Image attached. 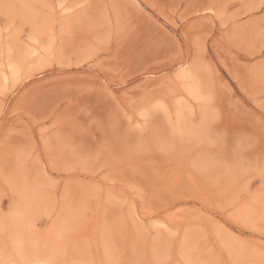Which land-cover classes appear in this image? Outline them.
<instances>
[{
    "label": "rangeland",
    "instance_id": "374dc122",
    "mask_svg": "<svg viewBox=\"0 0 264 264\" xmlns=\"http://www.w3.org/2000/svg\"><path fill=\"white\" fill-rule=\"evenodd\" d=\"M105 258L264 264V0H0V264Z\"/></svg>",
    "mask_w": 264,
    "mask_h": 264
},
{
    "label": "bare ground",
    "instance_id": "6f19581e",
    "mask_svg": "<svg viewBox=\"0 0 264 264\" xmlns=\"http://www.w3.org/2000/svg\"><path fill=\"white\" fill-rule=\"evenodd\" d=\"M37 51V50H36ZM36 55V54H35ZM38 55V54H37ZM25 61H26V59H25ZM10 63V62H9ZM13 63V62H12ZM11 65V64H10ZM13 65V64H12ZM15 66V65H14ZM9 67V66H8ZM13 67V66H12ZM187 67V66H186ZM186 67H184L185 69H186ZM11 68V67H10ZM16 68V67H15ZM188 68V67H187ZM9 69V68H8ZM7 69V70H8ZM17 69V68H16ZM187 70V69H186ZM10 71V70H9ZM17 71L14 69L13 70V73H16ZM190 72V71H189ZM185 73V72H184ZM9 74V73H8ZM181 74V73H180ZM187 74V73H186ZM191 74V73H190ZM179 75V74H178ZM9 76V75H8ZM11 76V75H10ZM182 77H183V75H182ZM181 77V78H182ZM178 80H179V78H178ZM182 84H184V83H182ZM181 84V85H182ZM184 86V85H183ZM190 86V85H189ZM178 87H180V86H178ZM200 87V86H199ZM169 88V87H168ZM185 88V87H184ZM176 90H177V88H176ZM192 90V89H191ZM183 91H186V90H183ZM201 92V91H200ZM203 92V91H202ZM193 94H195L194 92H192ZM165 94V93H164ZM188 95H189V93H187ZM192 94V95H193ZM170 95H171V93H170ZM196 95V94H195ZM203 95V94H202ZM189 97H190V95H189ZM192 97V96H191ZM191 99V98H190ZM201 99V98H200ZM180 100H182V99H178V101H180ZM184 100H186V99H184ZM204 100V99H203ZM178 101H177V103H178ZM181 102V101H180ZM186 102V101H185ZM159 103V102H158ZM163 103V102H162ZM162 103H160V104H162ZM160 104H159V106H160ZM163 105V104H162ZM152 106V105H151ZM164 106V105H163ZM162 106V107H163ZM178 106V105H177ZM189 106V105H188ZM153 108H155V107H153ZM152 108V109H153ZM159 108V107H158ZM146 109V108H145ZM169 110V109H168ZM176 111H178V109L176 110ZM163 112V111H162ZM182 112V111H181ZM145 114V113H144ZM148 114V113H147ZM152 115V114H151ZM176 116V115H175ZM179 117V116H178ZM173 118V117H172ZM144 122V121H143ZM176 123V122H175ZM170 124H171V122H170ZM178 125V124H177ZM186 125V124H185ZM173 126V125H172ZM183 126V125H182ZM187 126V125H186ZM180 130H182V129H180ZM179 131V130H178ZM175 132V131H174ZM176 135V134H175ZM164 163V162H163ZM161 165V164H160ZM159 165V166H160ZM177 167V166H176ZM158 168V167H157ZM160 168H161V166H160ZM167 168V167H166ZM168 169V168H167ZM158 171H159V169H158ZM177 171V170H176ZM168 172V171H167ZM166 172V173H167ZM179 173V172H178ZM177 175H179V174H177ZM181 175V174H180ZM159 176H160V174H159ZM168 176H170V175H168ZM176 178H177V176H176ZM190 178H191V176H190ZM194 178V177H193ZM192 178V179H193ZM197 178V177H196ZM163 180H165V179H163ZM172 180V179H171ZM190 180V179H189ZM195 180V179H194ZM174 181V180H173ZM193 181V180H192ZM154 182V181H153ZM163 184V183H162ZM165 184V183H164ZM167 184V183H166ZM194 184V183H193ZM179 185V184H178ZM177 185V186H178ZM162 186V185H161ZM195 186V185H194ZM179 187V186H178ZM147 188V187H146ZM163 188V187H162ZM170 188V187H169ZM172 188V187H171ZM198 188V187H197ZM202 188V187H201ZM149 189V188H148ZM176 189H177V187H176ZM175 189V190H176ZM192 189V188H191ZM190 190V189H189ZM196 190V189H195ZM147 191V190H146ZM149 192V191H148ZM164 192H165V190H164ZM170 192V191H169ZM176 193H177V191H175ZM209 192V191H208ZM159 193V192H158ZM154 194V193H153ZM155 195V194H154ZM165 195V194H164ZM209 195V194H208ZM167 197V196H166ZM177 197V196H176ZM248 205V204H247ZM144 207V206H143ZM145 208V207H144ZM162 208V207H161ZM146 209V208H145ZM184 209V208H183ZM24 210V209H23ZM144 210V209H143ZM21 211V210H20ZM161 212V211H160ZM171 212V211H170ZM97 213V212H96ZM95 213V214H96ZM150 213V212H149ZM158 213V212H157ZM140 214V213H139ZM145 214V213H144ZM146 214H148V213H146ZM165 214H167V213H165ZM174 214V213H173ZM247 214V213H246ZM142 215V214H141ZM151 215H152V213H151ZM151 215H149L150 217H151ZM249 215H250V213H249ZM163 216V215H162ZM185 216V215H184ZM19 217V216H18ZM99 217V216H98ZM169 217V216H168ZM144 218V217H143ZM152 218V217H151ZM155 218V217H154ZM182 218H184V217H182ZM190 218V217H189ZM144 219H147V218H144ZM157 219V218H156ZM185 219V218H184ZM99 221V220H98ZM167 221H169V220H167ZM166 221V222H167ZM170 223V222H169ZM180 223V222H179ZM187 223V222H186ZM71 224V223H70ZM162 224V223H161ZM184 224V223H183ZM23 225V224H22ZM165 225H167V224H165ZM170 226V225H169ZM80 227V226H79ZM179 227V226H178ZM182 227V226H181ZM163 228V227H162ZM166 228H167V226H166ZM168 229V228H167ZM180 229H183V228H180ZM60 230V229H59ZM79 230V229H78ZM75 231V230H74ZM22 234V233H21ZM76 235H77V233H75ZM82 234V233H81ZM26 235V234H25ZM37 236H38V234H36ZM56 235V234H55ZM61 235V234H60ZM20 236V235H19ZM28 236V235H27ZM31 236V235H30ZM58 236V235H57ZM56 236V237H57ZM75 236V235H74ZM36 237V236H35ZM55 237V238H56ZM133 237V236H132ZM59 238V237H58ZM134 238V237H133ZM18 239V238H17ZM178 239V238H177ZM20 240V239H19ZM39 241H40V239H38ZM71 240V239H70ZM14 241H15V239H14ZM24 241V240H23ZM47 241V240H46ZM56 241V240H55ZM80 241V240H79ZM21 242V241H20ZM26 242V241H25ZM38 242V241H37ZM177 241H175V243H176ZM182 242H183V240H182ZM181 242V243H182ZM262 242V241H261ZM260 242V243H261ZM47 243V242H46ZM58 243V242H57ZM22 244V243H21ZM52 244V243H51ZM54 244V243H53ZM56 244V243H55ZM71 244V243H70ZM83 244V243H82ZM96 244V243H95ZM178 244V243H177ZM46 245V244H45ZM57 245V244H56ZM68 245V244H67ZM24 246H28V245H26V243H25V245ZM51 246H53V245H51ZM16 247V246H15ZM14 247V248H15ZM45 247V246H44ZM49 247V246H48ZM57 247V246H56ZM18 248H20V247H18ZM67 248V247H66ZM100 248H101V246H100ZM25 249V248H24ZM35 249H36V247H35ZM61 249H63V245H62V248ZM75 249V248H74ZM14 250V249H13ZM28 250V249H27ZM43 250V249H42ZM20 251V250H19ZM30 251V250H29ZM50 251V250H49ZM68 251V250H67ZM39 252V251H38ZM43 252V251H42ZM46 252V251H45ZM48 252V251H47ZM51 252V251H50ZM86 252V251H85ZM182 251H180V253H181ZM19 253V252H18ZM23 253V252H22ZM66 253V252H65ZM15 254H16V252H15ZM14 254V255H15ZM31 254V253H30ZM39 254V253H38ZM46 254V253H45ZM59 254V253H58ZM58 254H57V256H58ZM67 254V253H66ZM182 254V253H181ZM50 255V257H51V254H49ZM61 255V254H60ZM85 255V254H84ZM178 255V254H177ZM43 256V255H42ZM52 256H53V254H52ZM66 256V255H65ZM95 256V255H94ZM13 257V256H12ZM40 257H41V254H40ZM47 257L48 256H46V259H47ZM13 258H15V257H13ZM28 258V257H27ZM26 258V259H27ZM32 258V257H31ZM54 258V257H53ZM68 258V257H67ZM5 259V258H4ZM41 259H42V257H41ZM69 260H70V258H68ZM68 259H66V260H68ZM84 259V258H83ZM8 260V259H7ZM38 260V259H37ZM62 260V259H61ZM63 260H64V258H63ZM68 260V261H69ZM94 260H95V258H94ZM105 260H106V264H107V259L105 258ZM11 261H13V259L11 260ZM40 261V260H39ZM90 261V260H89ZM63 262V261H62ZM69 262H71V261H69ZM91 262V261H90ZM108 262H109V260H108ZM193 262H195V261H193ZM12 263V262H11ZM22 263V262H21ZM95 263V262H94ZM9 264V263H8ZM14 264H16V263H14ZM68 264V263H67ZM109 264H112V263H110L109 262Z\"/></svg>",
    "mask_w": 264,
    "mask_h": 264
}]
</instances>
